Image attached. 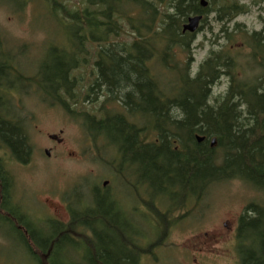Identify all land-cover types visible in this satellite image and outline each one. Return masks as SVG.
<instances>
[{"label":"trees","instance_id":"trees-1","mask_svg":"<svg viewBox=\"0 0 264 264\" xmlns=\"http://www.w3.org/2000/svg\"><path fill=\"white\" fill-rule=\"evenodd\" d=\"M52 2L53 19L61 26L64 24L70 34L68 52L57 57L59 72L45 80L39 79L44 74L39 72L37 82L36 79L24 82L26 77L19 72L12 54L5 50L0 39V149L11 150L14 154L27 151V138L21 125L23 119L12 110L10 96L13 92L20 93L25 87H31L44 99L61 98L60 105L66 111L84 117V126L93 137L95 130L117 132V137L114 133L104 135L109 139L108 143H116V138L121 140V145H127L122 147V154H127L128 142L132 145L130 135L136 128L127 125L121 118L100 121L90 112H78L79 96L72 95L77 81L74 75L88 65L86 45L95 44L98 47L95 66L99 67L101 77L97 83L103 82L113 91H129L125 105L134 112L144 107L149 114V124L158 137L157 142L152 141L144 150L136 146L133 149L135 160L144 163L141 168L150 177L152 195L168 196L175 201L176 192L181 193L180 204L169 211L166 209L158 238H146L145 241L156 243V248L164 241V236L167 241L173 225L169 217L185 208L190 201L198 200L200 203L214 184L240 180L264 194V34L254 32L249 36L253 51V60L249 64H239L225 50L211 52L195 77L178 70L171 71L178 77L170 81V87L161 85L146 65L153 59V43L157 41L165 44L167 52L179 49L185 53L189 50L194 36L183 33V26L189 18L203 16L205 22L208 16L215 13L220 22L231 23L246 14L248 9L240 4V0H206V8L201 6V0H88L85 9L75 12L55 0ZM61 13L65 18L61 17ZM133 14L135 18H132ZM122 20L129 22L131 31L137 37L130 44H110L111 36L118 35L117 24ZM135 21L137 25H134ZM158 21L160 28L155 38L144 37L146 28ZM221 34L228 41H233L234 34H227L225 28ZM132 49L137 53L128 52ZM164 55L162 64L166 65L168 56ZM247 68L259 74L243 76ZM221 76L229 78L230 86L225 94L213 97L212 88ZM20 80L25 84L22 90L16 86ZM40 81L43 84L38 85ZM177 87L179 91L174 92ZM165 91L176 94L168 92L166 95ZM197 137L204 138V142L198 143ZM213 140L216 142L214 146ZM219 151L222 159L218 157ZM195 185H198V191ZM150 209L153 210V206ZM72 234V230L70 232L55 223L52 264H56L57 253L66 249L67 244L81 252V244L85 243L94 246L96 261L92 264H139L141 255L138 251L142 249L137 241L134 257L124 247H113L108 243L112 240L108 234L100 238L97 231H93L92 240L74 239L70 237ZM106 235L109 239L105 238ZM236 250L239 264H264V202L249 204L239 218Z\"/></svg>","mask_w":264,"mask_h":264},{"label":"rangeland","instance_id":"rangeland-1","mask_svg":"<svg viewBox=\"0 0 264 264\" xmlns=\"http://www.w3.org/2000/svg\"><path fill=\"white\" fill-rule=\"evenodd\" d=\"M52 1L54 0H0V39L5 50L12 54L13 62L19 72L26 77L24 82H30L31 79L32 81L36 79L37 82L39 72L44 73L40 76V80H45L49 75L59 72L57 57L69 50L67 46L69 47L70 44L67 43V40L70 38V34L64 24L61 26L53 19ZM55 1L64 5L67 10L74 12L88 6V0ZM240 4L247 7L248 12L237 17L231 23L225 20L223 23L220 22L215 13L208 16L205 22L201 23L198 32L193 35L194 39L189 50L185 53L179 49L167 52L165 44L155 39L157 41L153 43L155 53L153 59L148 62V67L152 69L161 85L170 87V81L176 80L178 76L171 71L178 70L195 77L211 52L228 51L229 55L231 54L241 65H247L253 60L249 36L254 32L264 34V0H240ZM135 14L132 15V18H135ZM62 15L61 17H64ZM137 24L138 22L135 21L134 25ZM117 27L118 35L111 36L110 44L126 45L135 41L137 35L131 31L129 22L122 20L120 24H117ZM159 28V21L155 22L146 28L147 33L143 32V36L147 38L153 36V39ZM223 28L226 29L227 34H234L233 41H228L224 34H221ZM86 49L89 53L88 65L81 68L74 76L78 81L88 82L87 74L93 71L98 47L95 44H87ZM162 54L168 56L166 65L162 64ZM258 74L257 71L250 72L247 68L243 76L251 77ZM229 82L227 76H221L212 88L213 97L225 94L230 86ZM22 83L21 80L17 81L18 89L22 90L25 85ZM39 84H43V82L40 81ZM168 90L170 89L168 88ZM174 90V92L179 91L178 87ZM168 92L176 94L172 91ZM168 92L165 91V94L168 95ZM170 93L169 96L172 97L173 95ZM10 98L13 103L12 110H15L18 116L23 119L26 126L31 125L29 131L27 129V139L32 150L30 159L35 168L17 169L13 164L14 159L7 149H0V158L6 162L8 170H11L17 186L24 184L25 189L30 190L23 193L24 198L29 201L26 203L28 208L34 210L38 208L31 195L41 199L51 197L55 202L61 204L60 200L75 187L94 183L100 176L102 177V174L109 173L105 166L100 168L97 163L114 161L115 155L110 149L103 148L101 142L93 143L89 140V137L93 138V136L84 126L82 115L77 113L78 115L70 117L61 105L57 107L43 104V96L33 91L31 87H25L20 93L13 92ZM82 105L81 100L77 107L78 112H90V115L97 120L112 112L118 113V109H120L119 106L115 109L107 105L106 109L101 108V105L87 104L86 107ZM142 126H145L144 122L139 125L141 128ZM147 126L152 131L147 135L149 142H152L156 135L153 133L151 125ZM61 130H63L62 135H60ZM107 133L110 135L114 133L115 137L118 136L115 131L108 130L104 134ZM49 134L63 138V146L59 148V150H65L63 155L52 151L50 158L45 156V150L51 147L46 137ZM104 134L103 136H105ZM116 140L115 145L122 143L121 140L117 138ZM218 154L219 159H222L220 151ZM198 189V185H195V190L198 191ZM48 190L53 194H48ZM176 195L177 200L175 201H172L168 196L165 198L161 195L159 201L154 198L157 195L152 198H154L157 207L162 206L169 211L173 206L176 207L180 204L181 193L176 192ZM171 198L174 200L173 196ZM263 202L264 194L240 180L214 184L200 203L198 200L190 201L185 208H181L180 211L169 217V221L173 223L169 236L167 241L164 236V241L157 248L156 243L144 241L146 238H150V240L158 238L160 229L151 225V217H147V211L143 215L139 213L142 217L136 214L135 220L144 230L140 238L142 244L139 245L142 250L138 251L142 257L140 264H239L236 250L238 220L249 204H262ZM38 216L44 219L40 213ZM54 217L56 220L65 221L64 214L62 216L54 215ZM217 234L218 236L222 235L223 238L205 248L204 243ZM88 235L91 237L85 232L73 231L70 237L85 240L90 239ZM92 246L87 243L81 244L80 252L78 248L70 247L67 244L66 249L57 253L54 263L92 264L93 261H96L95 249ZM26 262L28 259L21 247L11 240L3 244L0 239V264H28Z\"/></svg>","mask_w":264,"mask_h":264},{"label":"flooded vegetation","instance_id":"flooded-vegetation-1","mask_svg":"<svg viewBox=\"0 0 264 264\" xmlns=\"http://www.w3.org/2000/svg\"><path fill=\"white\" fill-rule=\"evenodd\" d=\"M128 52L137 53L133 49L128 50ZM97 61L98 58L95 62ZM146 65L148 67L147 62ZM87 77L89 79L88 82L84 80L75 81L72 95L79 96L78 104L82 100L83 104L93 103L94 105H101V108H106L109 105L116 109L119 106L121 110L118 109V113L112 112L99 120L116 117L123 119L127 125L134 126L136 130H132L131 139H129L132 145L128 142L127 154L123 155L121 149L127 145L108 143L109 139L103 136L104 130H95V136L93 138L89 137V140L93 141V143L101 142L103 148L110 149L115 155L114 161L97 163L100 168L105 166L109 173L102 174V177L100 176L94 183L75 187L70 193L66 194V197L60 200L61 204L55 202L51 197L41 199L31 195L35 205L38 206L37 210L27 207L26 203H29V201L24 198L23 193L29 189H25L24 184H18L17 186L11 170H8L6 162L0 158L2 168L0 170L1 243L5 244L10 240L15 242L25 252L28 259L26 263L28 264H52L55 223L63 227L66 226V230L68 229L70 232L72 230L90 234L92 238L89 235L88 238L91 240L93 239V231H97L100 238H103L104 234H108L112 238L108 243L113 247H124L133 256L136 255V252H133L135 241L138 242V245L142 244L140 238L142 236L141 233L144 232L135 220L136 214L142 217L139 213L143 215L147 211V217L150 216L153 219V225L159 229L163 227L162 217L165 216L166 209L162 206L157 207L154 200L151 203L153 195L149 185L150 177L141 168L143 162L135 160L136 152L133 151L135 146L144 150L151 143L147 137L148 133L152 132L147 126L149 124L148 112H146L144 107L134 112L133 109L125 105L129 91H113L103 82L97 83V79H101V77L99 67L95 66V63L93 71L89 72ZM77 90L78 92H76ZM66 99L68 100L69 97ZM60 102L61 98L55 99L53 97L42 101L45 105L49 104L57 107L60 106ZM66 112L70 117L74 116L68 111ZM142 122L145 123V126L141 128L139 125ZM21 125L27 138V129L29 131L31 125L26 126L23 121ZM153 133L155 134V131ZM62 134L63 130L60 131V135ZM46 137L51 147L45 150V156L50 158L52 151L63 155L65 150H59L63 146V138L54 134H49ZM154 141H158L157 136ZM26 147L27 151H23L20 154H14L7 149L14 159L13 164L19 170L29 167L35 168L34 163L30 159L32 150L28 139ZM48 194H53V192L48 190ZM159 198L160 196L155 197L157 201H159ZM151 206L154 207L153 210L150 209ZM38 213L43 215L44 219H41ZM63 214L65 221L56 220L54 217V215L62 216ZM135 233H137V236ZM108 235L105 238L109 239ZM220 238L223 237L222 235L218 236V234L211 237L204 243V247L217 243ZM141 259L140 257L139 264L142 262Z\"/></svg>","mask_w":264,"mask_h":264},{"label":"water","instance_id":"water-1","mask_svg":"<svg viewBox=\"0 0 264 264\" xmlns=\"http://www.w3.org/2000/svg\"><path fill=\"white\" fill-rule=\"evenodd\" d=\"M208 3L206 0H201V6L206 8ZM203 21V16L191 17L183 27V33L196 34L200 29L201 23ZM198 143H202L204 138L197 137ZM215 140L212 141V146L215 145Z\"/></svg>","mask_w":264,"mask_h":264},{"label":"bare ground","instance_id":"bare-ground-1","mask_svg":"<svg viewBox=\"0 0 264 264\" xmlns=\"http://www.w3.org/2000/svg\"><path fill=\"white\" fill-rule=\"evenodd\" d=\"M184 27V26H183Z\"/></svg>","mask_w":264,"mask_h":264}]
</instances>
